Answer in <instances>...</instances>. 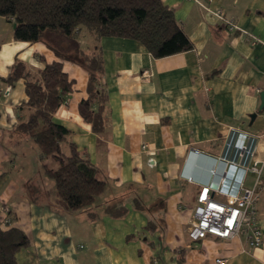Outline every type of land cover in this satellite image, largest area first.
<instances>
[{"label": "crops", "instance_id": "obj_1", "mask_svg": "<svg viewBox=\"0 0 264 264\" xmlns=\"http://www.w3.org/2000/svg\"><path fill=\"white\" fill-rule=\"evenodd\" d=\"M164 1L193 47L155 58L135 39L102 37V82L109 93L102 134L79 111L88 97V72L64 61L75 84L55 119L70 129V139L105 181L93 204L73 212L57 205L37 147L17 129L27 114L24 80L5 79L17 60L38 73L58 58L42 42L16 40L13 21L0 16V226L21 228L30 240L17 264H218V258L264 264V172L257 199L260 246H251L244 233L189 236L201 186L216 179L211 167L220 157L248 160L229 146L236 136H255V159H264V0ZM219 8L235 30L216 15ZM81 43L93 47L88 30ZM240 170L229 169L232 192ZM255 180L254 173L244 175L248 187Z\"/></svg>", "mask_w": 264, "mask_h": 264}, {"label": "trees", "instance_id": "obj_2", "mask_svg": "<svg viewBox=\"0 0 264 264\" xmlns=\"http://www.w3.org/2000/svg\"><path fill=\"white\" fill-rule=\"evenodd\" d=\"M0 16L15 24L16 40L42 42L58 58L38 73L17 60L5 79L10 84L25 82L27 99L22 109L27 114L17 129L37 147L44 173L54 180L57 205L71 212L88 207L103 192L105 181L70 139V129L55 119L75 84L64 69V61L77 63L88 72V97L80 101L79 111L93 130L102 134L109 93L102 82L105 64L101 38L135 39L155 58L191 50L192 41L174 8L164 0H0ZM82 30L93 36L90 50L82 47ZM111 212L115 213L113 209ZM29 243L21 228L5 230L0 226V264H17V253Z\"/></svg>", "mask_w": 264, "mask_h": 264}, {"label": "built area", "instance_id": "obj_3", "mask_svg": "<svg viewBox=\"0 0 264 264\" xmlns=\"http://www.w3.org/2000/svg\"><path fill=\"white\" fill-rule=\"evenodd\" d=\"M215 13L230 29L237 28L235 21L228 18L221 8ZM257 41L260 40L257 38ZM256 140L255 136L240 133L229 146L234 148L241 158L247 156L248 160H236L229 156L220 157L219 162L211 167V173L216 179L201 186L189 232L192 240H200L208 236L231 239L244 233L251 246L257 247L262 244L263 230L259 224L257 199L258 189L263 181L264 159H255ZM144 147L147 148V145L145 144ZM195 152L199 153L200 150L196 149ZM220 164L223 166L222 169ZM231 167H239L243 175L235 182L237 189L233 192L226 185L230 181L228 174ZM247 172L256 175L255 183L251 187L244 184V175ZM215 193L225 195L226 199L221 200L215 197ZM0 210L4 211V206L0 205ZM8 222L6 221V224ZM217 262L226 264L223 258H218Z\"/></svg>", "mask_w": 264, "mask_h": 264}, {"label": "water", "instance_id": "obj_4", "mask_svg": "<svg viewBox=\"0 0 264 264\" xmlns=\"http://www.w3.org/2000/svg\"><path fill=\"white\" fill-rule=\"evenodd\" d=\"M263 108H264V91L261 92V106H260V109H263ZM256 115H257V113L251 114V117H252L253 120L255 119Z\"/></svg>", "mask_w": 264, "mask_h": 264}, {"label": "rangeland", "instance_id": "obj_5", "mask_svg": "<svg viewBox=\"0 0 264 264\" xmlns=\"http://www.w3.org/2000/svg\"><path fill=\"white\" fill-rule=\"evenodd\" d=\"M65 149H67V148H65ZM51 180H52V179H51ZM261 188H262V189H261V193H260L261 198L259 199L260 203H262V201H263V197H264V195H263V193H264V184L262 185Z\"/></svg>", "mask_w": 264, "mask_h": 264}]
</instances>
